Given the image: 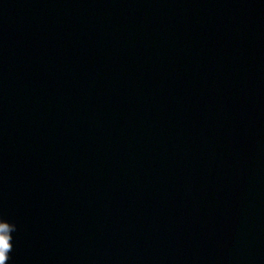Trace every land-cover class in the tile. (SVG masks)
Segmentation results:
<instances>
[{"label": "water", "instance_id": "obj_1", "mask_svg": "<svg viewBox=\"0 0 264 264\" xmlns=\"http://www.w3.org/2000/svg\"><path fill=\"white\" fill-rule=\"evenodd\" d=\"M5 229L6 264H264V0H0Z\"/></svg>", "mask_w": 264, "mask_h": 264}, {"label": "clouds", "instance_id": "obj_2", "mask_svg": "<svg viewBox=\"0 0 264 264\" xmlns=\"http://www.w3.org/2000/svg\"><path fill=\"white\" fill-rule=\"evenodd\" d=\"M7 238H8V230L5 229L3 233V237L0 238V264H6V261L8 260V253L10 251V247L7 242Z\"/></svg>", "mask_w": 264, "mask_h": 264}]
</instances>
